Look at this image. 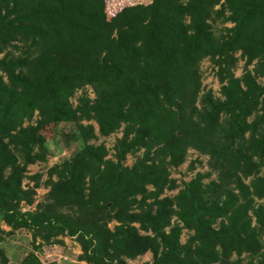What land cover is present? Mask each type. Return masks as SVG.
<instances>
[{"label":"trees","instance_id":"1","mask_svg":"<svg viewBox=\"0 0 264 264\" xmlns=\"http://www.w3.org/2000/svg\"><path fill=\"white\" fill-rule=\"evenodd\" d=\"M100 6L0 0V242L25 228L34 252L74 238L86 264L146 252L145 264H264V0H150L109 18ZM203 59L217 95L202 91ZM59 124L81 144L21 212L41 177L24 188L26 166L48 153L38 128ZM115 132L111 149L92 142ZM188 149L207 171L178 187L169 170ZM18 264L42 263L27 252Z\"/></svg>","mask_w":264,"mask_h":264},{"label":"rangeland","instance_id":"2","mask_svg":"<svg viewBox=\"0 0 264 264\" xmlns=\"http://www.w3.org/2000/svg\"><path fill=\"white\" fill-rule=\"evenodd\" d=\"M149 1L150 0H99V3L101 4L100 10L103 17L109 18L112 14L117 12L123 6H128L132 4H145ZM241 64L242 61L239 60L237 62L236 68L233 71L235 76L239 75ZM200 71L202 91L211 89L214 95H217L218 83L216 82L213 73L214 71L209 60L203 59L201 61ZM84 89L86 91L87 96L89 98H92L93 94L91 89L89 87H85ZM79 94L80 90H77L71 96L70 102L72 104L75 103V99ZM82 123L86 124L85 122ZM90 123H92L93 125L94 132H96L95 124L93 123V121H90ZM72 130L73 127H71V125L63 126V124L57 125L54 130L52 129L51 125H46L42 128H38L39 137L45 143L48 149V153L45 156V161L34 162L26 166V177L22 180V186L24 188L26 186H33V182L28 178L33 173H40L41 177L39 180V186L34 188V196L32 203L24 204L23 202H21L19 204L21 212L32 211L37 203H40L44 200V195L48 190V186L43 184V182L47 179L46 171L53 165L60 163L63 159L68 158L80 146V141L69 140L65 143L64 137L60 136V132H71ZM119 136L120 133L115 132L106 137H98L92 142L95 144L102 143L106 148L111 149L115 138ZM141 151L142 150L137 151L134 155L127 154L125 156L123 164L127 166L130 165L134 161L135 155H139ZM111 152L112 151L109 150V153ZM194 159H198L199 163L193 162L192 166H194V168L190 170V168L188 167L189 162ZM206 159V155H202L194 150L188 149L186 151L184 161L181 162L175 168H171L169 170L170 177L175 179L176 184L179 187L182 182L188 181L189 178H191L196 171H207ZM262 174L264 175V167L262 169ZM53 178L54 177L52 176V179ZM176 189L164 190L163 193L159 196V198L163 195L174 194L176 192ZM111 224L112 223H110L109 226H111ZM0 228L4 231H10L9 227L5 226L2 222H0ZM186 236L187 232L183 230L180 235V242L184 241ZM2 237L3 239L0 242V247L3 249L5 257L7 259V262L5 264H18L20 258L27 252L35 253L42 264H86L84 261H80L77 259V255L80 253V249L79 245L72 237H57L62 240V245L55 243L41 244V248L37 249L36 252H34L33 246L36 245L39 240L35 239L34 241H32L30 231L28 229L20 228L17 230H13L10 232V235H3ZM243 260L245 261L246 258L244 257ZM149 261L150 254L146 252L143 255L136 257L134 260H127V264H145ZM251 264H255V262Z\"/></svg>","mask_w":264,"mask_h":264}]
</instances>
